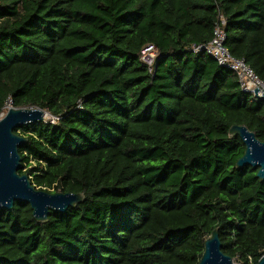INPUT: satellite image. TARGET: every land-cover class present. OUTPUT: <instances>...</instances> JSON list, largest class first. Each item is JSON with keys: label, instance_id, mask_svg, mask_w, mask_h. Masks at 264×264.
Returning <instances> with one entry per match:
<instances>
[{"label": "trees", "instance_id": "obj_1", "mask_svg": "<svg viewBox=\"0 0 264 264\" xmlns=\"http://www.w3.org/2000/svg\"><path fill=\"white\" fill-rule=\"evenodd\" d=\"M225 45L264 82V0H0V116L25 126L21 174L82 203L35 219L0 211V264H198L218 228L242 264L264 253V180L237 167L245 125L264 142V100L207 51ZM158 48L153 72L141 60Z\"/></svg>", "mask_w": 264, "mask_h": 264}, {"label": "water", "instance_id": "obj_2", "mask_svg": "<svg viewBox=\"0 0 264 264\" xmlns=\"http://www.w3.org/2000/svg\"><path fill=\"white\" fill-rule=\"evenodd\" d=\"M255 95L264 100V88H255ZM46 111L35 107H8L0 117V211L11 210L16 201L31 205L36 220L45 222L51 211L65 213L70 207L84 200L81 193L49 192L36 188L28 174H21L22 157L20 147L26 138L16 132L25 126L47 121ZM231 134L239 135L245 143V152L237 161V167L258 168L257 178L264 180V142L245 125H233ZM198 264H242L222 250L218 228L205 240V247ZM257 264H264V253Z\"/></svg>", "mask_w": 264, "mask_h": 264}, {"label": "built area", "instance_id": "obj_3", "mask_svg": "<svg viewBox=\"0 0 264 264\" xmlns=\"http://www.w3.org/2000/svg\"><path fill=\"white\" fill-rule=\"evenodd\" d=\"M224 24L225 20L222 18L214 29L212 40L206 45L196 47V50L207 51L220 65L234 71L238 76L242 89L255 95V88H261L264 82L259 79L253 69L243 59L234 57L226 47V34L223 29ZM158 54V48L153 44H148L141 50V60L147 65L150 72H153ZM6 112L4 110L0 117L4 116ZM58 120L59 118L55 117L53 121H50L56 123Z\"/></svg>", "mask_w": 264, "mask_h": 264}, {"label": "rangeland", "instance_id": "obj_4", "mask_svg": "<svg viewBox=\"0 0 264 264\" xmlns=\"http://www.w3.org/2000/svg\"><path fill=\"white\" fill-rule=\"evenodd\" d=\"M10 106H12L11 103H8L7 106H6V108H5V111H7V110H8V107H10ZM46 113H47V114H46L45 119H46L47 121H49V120L53 121V120L55 119V117H54L53 115H51V113H49V112H47V111H46Z\"/></svg>", "mask_w": 264, "mask_h": 264}, {"label": "bare ground", "instance_id": "obj_5", "mask_svg": "<svg viewBox=\"0 0 264 264\" xmlns=\"http://www.w3.org/2000/svg\"><path fill=\"white\" fill-rule=\"evenodd\" d=\"M264 88V83L261 85V89H263Z\"/></svg>", "mask_w": 264, "mask_h": 264}]
</instances>
